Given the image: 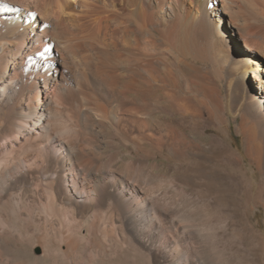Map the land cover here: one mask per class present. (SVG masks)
<instances>
[{"label":"bare ground","instance_id":"obj_1","mask_svg":"<svg viewBox=\"0 0 264 264\" xmlns=\"http://www.w3.org/2000/svg\"><path fill=\"white\" fill-rule=\"evenodd\" d=\"M261 208L264 0H0V264H245Z\"/></svg>","mask_w":264,"mask_h":264},{"label":"rangeland","instance_id":"obj_2","mask_svg":"<svg viewBox=\"0 0 264 264\" xmlns=\"http://www.w3.org/2000/svg\"><path fill=\"white\" fill-rule=\"evenodd\" d=\"M231 37H233V39H235L234 34ZM256 82H257V80L253 79V83L252 82L249 83V87H248L249 93H252V86L257 85ZM236 126H237V122H232V124H227L225 127L226 130H225L224 138L226 139L229 146L234 148L237 152L244 151L243 150V148H244L243 147V135L242 134L239 135L237 133ZM241 163L242 164L240 166V170L242 171V173L246 174L245 176L247 177V179L249 181L251 180L253 182V189L254 190L258 189V187L261 183V180H262L261 179V172L258 170L256 165L250 161V159L247 156H245V160ZM221 199H222L223 203L226 202L229 205H231L230 204L231 203L230 198L226 194V192L221 193ZM250 222L253 225H255L256 231L251 229L252 228L251 224L245 225V227H246V238L244 237V239L242 241L243 246L241 248L240 254L245 256V264H264V241H262V240H264V209L261 208L260 210L254 211V213L251 214V216H250ZM252 230H253V232H252ZM230 233L232 234L233 230ZM237 247H238V245H237ZM38 249H39L38 247L35 248V250H37V252H39ZM243 251H245V252H243Z\"/></svg>","mask_w":264,"mask_h":264}]
</instances>
